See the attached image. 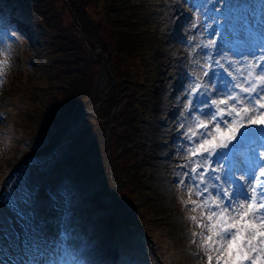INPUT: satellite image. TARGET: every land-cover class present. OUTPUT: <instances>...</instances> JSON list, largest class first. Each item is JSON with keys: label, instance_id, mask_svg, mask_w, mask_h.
Wrapping results in <instances>:
<instances>
[{"label": "rangeland", "instance_id": "1", "mask_svg": "<svg viewBox=\"0 0 264 264\" xmlns=\"http://www.w3.org/2000/svg\"><path fill=\"white\" fill-rule=\"evenodd\" d=\"M62 1L58 0V4ZM135 3L163 5L153 11L155 18L152 17L151 32L157 37V46L149 51L144 61L145 67L133 64L116 50L115 56L120 55L118 62L127 60L128 64L133 65L132 68L125 64L120 66L124 73L131 71L126 73L128 77L121 74L125 78L121 79L120 84L116 79L120 75L118 64L110 56V64L101 71L98 82L95 81L100 93L88 99L89 107L83 109L78 117L72 115L68 124L55 130L49 138L40 136L46 140L45 143L38 144L40 146L36 151L23 157L6 175L4 172L7 165L3 151H0V264H3L2 261H10L12 264L35 261L40 243H46L51 238L59 241L64 234L58 225L65 231L69 230V234L76 236L83 244L98 251L111 249V264H164L159 248L165 253L168 264H205L206 257L190 243L193 239L191 233L202 229L189 217L196 215L199 218L200 210L193 212L192 206L186 207L181 203V196L184 200L189 199L186 190L177 187V174L181 169L172 162H163L160 157L173 155V148H176L173 144L174 131L169 127L173 114L180 106V100H175V92L178 93L177 85L184 73L182 71L196 74L197 66L191 61L199 60L200 55L193 49L196 43L208 39L207 30L191 27L190 0H136ZM65 12L63 19L73 22L81 32L80 36L89 40L90 36L83 32L85 25L82 17L83 25L73 11L72 14ZM123 12H128V8ZM0 14V53H3L0 60L7 62L0 86V149L11 150L14 145L12 112L18 105L16 99L20 84L27 75L39 74L40 65L49 61L46 58L45 25L38 15L23 13L18 0H0ZM91 14V26L96 20L100 26L108 21V18L104 19L102 11L92 10ZM226 14L236 20L234 28L237 33L242 32L243 24L252 19L257 38L264 40V0H230ZM158 21L162 22L160 26L156 24ZM88 28L89 33L90 29H95L101 37L109 31L108 27L100 28L97 24L95 28ZM192 37L195 39L190 41ZM180 46L182 50L178 49ZM67 58L61 59L67 61ZM42 85L48 87L46 83ZM162 85L163 88H160ZM19 105L27 107L31 103L26 99ZM87 115L99 124L97 130ZM101 116L103 118L100 122ZM134 120L137 126L133 124ZM126 121L137 128L139 133L137 142L129 140L136 154L141 152L149 160V171L135 188H131L135 180L130 178V182H124L123 185L113 180L110 187L105 182L99 185L81 179V166L72 164L67 172L74 178H63L64 187L59 188L61 190L56 197L50 187H40L39 177L36 179L31 175L34 168L48 171L49 161L57 154L60 157L68 155L73 145L78 144L81 148L87 146L88 142L79 141L82 138L88 140V135L89 138L93 136L104 139L105 134L109 138L112 132H122L123 125L122 135L128 136L130 131ZM101 128L104 134L100 133ZM28 143L25 145L29 146ZM57 144H60L59 148L54 150ZM107 154L109 157V150ZM110 173L111 181L112 178L121 177L113 167ZM130 173L132 176L133 172ZM122 186L125 188H120ZM176 192L181 196H176ZM51 209L58 215L49 216ZM204 231L207 235V230Z\"/></svg>", "mask_w": 264, "mask_h": 264}, {"label": "snow or ice", "instance_id": "2", "mask_svg": "<svg viewBox=\"0 0 264 264\" xmlns=\"http://www.w3.org/2000/svg\"><path fill=\"white\" fill-rule=\"evenodd\" d=\"M190 4L191 27L208 35L194 45L200 59L191 61L202 75L186 71L180 78L173 141L186 160L177 187L189 199L181 196V203L200 210L199 218L189 217L202 229L190 243L205 264H264V40L252 19L236 32L226 14L230 0ZM6 63L0 60V86Z\"/></svg>", "mask_w": 264, "mask_h": 264}, {"label": "trees", "instance_id": "3", "mask_svg": "<svg viewBox=\"0 0 264 264\" xmlns=\"http://www.w3.org/2000/svg\"><path fill=\"white\" fill-rule=\"evenodd\" d=\"M135 2L136 0H106V2L102 0H63L58 4V0H18L19 8L23 9V13L38 15V18L44 22L46 58L49 62L46 64L44 61L40 65L39 74L36 72L34 75H27L20 84L16 99L18 105L17 108H13V120H11L14 128L12 136L14 145L11 150L10 148L0 149L3 151V159L7 165L5 175L23 157L36 151L40 146L38 144L45 143L46 140L40 136L44 135L45 138H49L55 130L65 127L72 115L78 117L83 109L89 107L88 99H93L96 94L100 93L95 81L99 78L101 71L106 69L107 64H110V56L118 64L117 69L120 75L118 74L116 79L119 80V84L121 79L125 78L121 74L128 77L126 73L131 72L125 71L124 73L120 70V66L125 64L129 68L133 67L128 64L127 60L145 67L144 61L157 42L156 35L151 32L153 30L152 17L155 18L153 11L163 5L154 6V3L138 4ZM125 8H128L126 13L123 12ZM92 10L104 12L103 17L108 18V21L103 22L102 26L97 23V20L93 26L89 25ZM65 11L70 14L73 11L80 21L82 17L85 25L83 32L90 36L89 40L80 36L81 32L73 22L63 19ZM96 24L100 28L108 27V33L102 37L98 36L95 29H90L89 33L88 26L95 28ZM156 24L160 26L162 22L158 21ZM76 43H78L77 46ZM116 50L118 54L125 55L127 60L118 62L120 55L115 56ZM62 57H68L67 61L61 59ZM42 83H46L48 87ZM59 98L61 101H58ZM26 99L31 105L20 106L19 103ZM30 108L33 109L30 110ZM87 118L93 121L97 130L99 124H96L89 115ZM102 118V116L99 118L100 122ZM126 123L129 128L128 132L130 131L128 136L127 134L122 135L125 127L123 125L121 126L122 132H115V134L112 132L109 138L105 136L104 129L101 128L100 133L104 134V139L103 137L96 139L93 136L89 138L88 135V140L82 138L79 141L88 142L87 146L81 148L78 144L73 145L71 153L61 157L57 154L49 161L51 163L48 164V171L34 168L31 175L33 174L36 179L39 177L40 187L41 185L50 187L56 197L61 190L59 188L64 187L63 178H72L67 172V168L72 164L81 166L79 168L81 179L91 180L99 185L105 182L109 187L113 183L109 177L110 169L113 167L117 175L121 174L119 179L115 178L116 183L123 185L124 182L128 183L130 179H134L135 183L131 184V188H135L138 182H142L147 175L149 160L141 152L139 155L136 154L135 147L129 140L134 139L137 142L139 133L130 122L126 121ZM133 124L137 126L135 120ZM26 142H29V146L25 145ZM88 153L89 158H87ZM64 172H66L65 175H63ZM130 172H133L132 176ZM123 187L120 188L123 189ZM50 211L48 215H58L52 209ZM158 250L164 264H168L163 250L161 248Z\"/></svg>", "mask_w": 264, "mask_h": 264}, {"label": "bare ground", "instance_id": "4", "mask_svg": "<svg viewBox=\"0 0 264 264\" xmlns=\"http://www.w3.org/2000/svg\"><path fill=\"white\" fill-rule=\"evenodd\" d=\"M183 46V45H182ZM182 46L178 47V49L182 50ZM182 52V51H181ZM189 72L188 70H184L182 72ZM196 75H202L201 69L199 67H196L195 71ZM236 74V73H234ZM178 86V93L175 92V100H180L179 98V86ZM160 88H163V85L160 86ZM159 88V89H160ZM165 96V92L162 95V97ZM167 97V92H166ZM165 97V99H166ZM164 98V97H163ZM181 104V101H180ZM180 108V106H179ZM178 108V109H179ZM180 119L177 115V111L173 114L172 119L170 120V128L172 129V132L174 131V136H176L177 127L180 122ZM163 122V121H162ZM173 144H175L173 142ZM176 148H173V155H170L169 157H160V159L164 162V160L168 162L174 163L178 168L179 165L186 163V160L184 159V154H176L177 145L175 144ZM180 169V168H179ZM185 190V189H183ZM179 192H176V196ZM191 206V205H190ZM59 228H61V232H64L62 237L59 241H53L50 239V241L46 243H40L37 250V258L35 259L36 264H111L112 258H113V252L111 249H102L100 251L96 250V248L91 247L89 245L83 244V242L79 241L76 236H72L69 234V230H63L61 225H58ZM63 230V231H62ZM55 231H57L55 229ZM60 236V235H58ZM49 240V238H48ZM27 245V244H26Z\"/></svg>", "mask_w": 264, "mask_h": 264}]
</instances>
